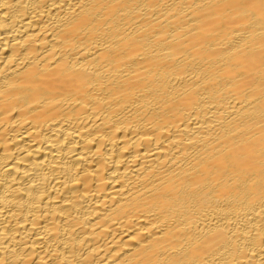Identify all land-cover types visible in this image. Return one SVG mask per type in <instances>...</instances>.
<instances>
[{
    "label": "bare ground",
    "instance_id": "bare-ground-1",
    "mask_svg": "<svg viewBox=\"0 0 264 264\" xmlns=\"http://www.w3.org/2000/svg\"><path fill=\"white\" fill-rule=\"evenodd\" d=\"M0 264H264V0H0Z\"/></svg>",
    "mask_w": 264,
    "mask_h": 264
}]
</instances>
